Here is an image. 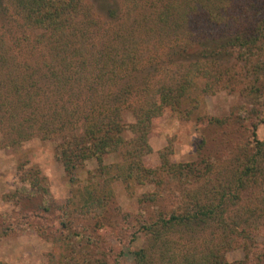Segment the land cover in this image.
I'll use <instances>...</instances> for the list:
<instances>
[{
	"label": "trees",
	"instance_id": "trees-1",
	"mask_svg": "<svg viewBox=\"0 0 264 264\" xmlns=\"http://www.w3.org/2000/svg\"><path fill=\"white\" fill-rule=\"evenodd\" d=\"M148 1L0 0V149L52 142L72 186L56 204L40 170L20 163L17 212L54 215L58 226L18 229L53 243L51 264H111L101 244L113 216L115 233L145 238L133 264H264V140L255 121L264 99V0H155L135 17ZM241 17L251 20L242 25ZM140 40L152 52L138 53ZM226 90L244 103L197 118L215 136L202 137L194 161L174 162L165 147L157 166L144 163L152 124L166 110L189 119L203 96ZM89 161L96 167L80 179ZM116 181L128 191L153 186L136 214L112 206ZM234 250L243 258L229 261Z\"/></svg>",
	"mask_w": 264,
	"mask_h": 264
},
{
	"label": "rangeland",
	"instance_id": "rangeland-1",
	"mask_svg": "<svg viewBox=\"0 0 264 264\" xmlns=\"http://www.w3.org/2000/svg\"><path fill=\"white\" fill-rule=\"evenodd\" d=\"M154 3L155 0H149L146 5L144 2H140L141 7L136 11L135 17H141L143 13L151 12L155 8ZM107 20L113 21V19ZM240 20L244 25L251 20V17L246 19L241 17ZM137 35H141V33H136L139 40L140 36ZM141 40L138 42V53L152 52L153 43L145 44ZM202 100V105L194 111L189 119L180 118L177 114H172L166 110L161 118L153 122L148 136L151 153L143 158L144 163L152 167L157 166L159 163L158 152L165 147L170 149V159L174 162L194 161L197 156L196 145L202 137L215 136L214 130L200 127L197 118L199 116H227L244 103L238 92L227 90L205 95ZM259 102L262 106L259 119L255 120L259 121L256 134L259 140H264V99L259 100ZM260 103L258 104L260 105ZM126 118L127 121H131L128 114H126ZM241 133L245 135V138L249 135V132L246 133L244 129ZM116 160L117 158L112 155L105 162H115ZM24 162H26L27 167L36 166L42 176L46 177L50 196L56 204H63L71 195L72 186L64 174L62 164L54 157L52 142L33 138L22 143L16 149H0V264H51L49 254L54 249L53 243L45 237L39 236L33 228L26 231L18 229L19 224L24 222H31L33 225H49L46 229L48 233L52 228L55 229L58 226V221L54 215L46 216L35 212H24V215L21 216L20 212H17L20 209L13 194H18L17 190L22 186L18 166ZM94 167H96L94 161L86 162L85 168L79 171L80 179L85 178L86 171ZM112 188L114 190L112 206H118L123 212L134 215L140 210L138 198L143 193L151 191L153 186L134 184L128 191L122 182L116 181L112 184ZM116 220L117 218L113 216L114 227L103 232L101 246L106 247L108 260L111 264L120 252L123 254L121 264H133L131 251L144 246L146 244L145 238L140 236L134 242H129V239L115 233ZM87 254L92 260L99 261L102 259L100 255L95 258V254L91 252ZM226 258L229 261L242 259L243 253L241 250L230 251L226 254Z\"/></svg>",
	"mask_w": 264,
	"mask_h": 264
}]
</instances>
